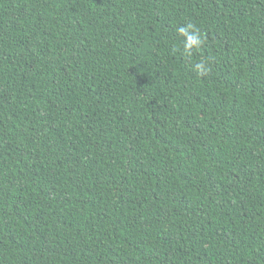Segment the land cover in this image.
Wrapping results in <instances>:
<instances>
[{
    "label": "trees",
    "instance_id": "trees-1",
    "mask_svg": "<svg viewBox=\"0 0 264 264\" xmlns=\"http://www.w3.org/2000/svg\"><path fill=\"white\" fill-rule=\"evenodd\" d=\"M0 264H264V0H0Z\"/></svg>",
    "mask_w": 264,
    "mask_h": 264
},
{
    "label": "clouds",
    "instance_id": "clouds-1",
    "mask_svg": "<svg viewBox=\"0 0 264 264\" xmlns=\"http://www.w3.org/2000/svg\"><path fill=\"white\" fill-rule=\"evenodd\" d=\"M178 34L183 38L181 45L183 54L191 57L204 43L201 32L191 23L181 25L177 29ZM194 71L198 74L209 71V65L206 61L200 60L195 62Z\"/></svg>",
    "mask_w": 264,
    "mask_h": 264
}]
</instances>
